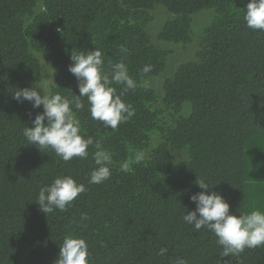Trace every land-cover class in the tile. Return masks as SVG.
<instances>
[{
    "label": "trees",
    "instance_id": "obj_1",
    "mask_svg": "<svg viewBox=\"0 0 264 264\" xmlns=\"http://www.w3.org/2000/svg\"><path fill=\"white\" fill-rule=\"evenodd\" d=\"M247 0H0V264H54L65 235L82 237L90 264H219L221 248L207 229L182 215L204 179L230 212L264 211V31L243 19ZM212 15L193 40V15ZM170 14L157 34V12ZM166 16V14H165ZM163 42L165 48L152 42ZM194 44L159 90L148 85L173 50ZM127 48L126 53L119 46ZM101 50L105 71L123 60L136 81L122 100L135 114L117 129L92 119L88 101L73 111L81 134L109 151L111 176L90 184L87 159L65 162L52 149L28 144L23 128L43 107L13 93L34 84L73 99L71 51ZM146 64L152 71L141 70ZM117 94L123 85H113ZM70 91V92H69ZM47 123V121H45ZM137 153L143 155L134 163ZM124 162L130 170H121ZM61 175L86 187L66 211L45 214L39 189ZM82 215L87 219L82 220ZM166 248L161 256L158 252ZM230 264H264V246L246 248Z\"/></svg>",
    "mask_w": 264,
    "mask_h": 264
},
{
    "label": "clouds",
    "instance_id": "obj_2",
    "mask_svg": "<svg viewBox=\"0 0 264 264\" xmlns=\"http://www.w3.org/2000/svg\"><path fill=\"white\" fill-rule=\"evenodd\" d=\"M243 9L246 26L254 31H264V0H247ZM119 51L126 53L127 48L120 45ZM70 60L72 63L68 71L76 77L79 89V95L74 94L73 99L51 93L35 84L13 93V99L18 103L27 101L33 109L43 107L34 119L29 113L32 127L26 125L22 134L28 144L35 145L40 151L50 148L65 162L73 158L87 159V149L94 145L96 167L91 171L89 183L102 184L111 176L109 165L112 156L99 140L81 134V124L73 108L83 110L85 105L81 98L86 97L92 119L102 122L105 128L115 130L135 114L133 107L125 103L122 96L129 90L134 91L137 83L129 75L128 66L123 60L115 63L109 61V70L105 71L104 56L98 48L71 51ZM141 71L145 74L151 72L152 65L146 64ZM113 85H123V91L117 94ZM143 159V155L137 153L133 162L140 163ZM121 170L129 171L130 163L124 162ZM195 183L203 191L190 196L196 207L183 214L182 219L196 231L203 228L215 235L216 243L221 248L219 264H230L231 259L237 258L246 248L264 246V211L253 209L242 213L238 208L240 214L236 215L230 212V205L221 194L211 191L213 187L206 180L197 179ZM86 190L85 185L78 183L71 175H61L39 189L36 202L40 205V211L48 216L55 210L66 211ZM81 219H87V216L82 215ZM166 252V248H161L158 255L163 256ZM54 264H90L86 240L72 234L65 235ZM175 264H187V261L177 258Z\"/></svg>",
    "mask_w": 264,
    "mask_h": 264
},
{
    "label": "rangeland",
    "instance_id": "obj_3",
    "mask_svg": "<svg viewBox=\"0 0 264 264\" xmlns=\"http://www.w3.org/2000/svg\"><path fill=\"white\" fill-rule=\"evenodd\" d=\"M165 14H163L162 12H157L155 14V19L154 21L151 23V26H149V30L151 32H153L155 30V34H157V31L159 30L160 26L164 23L165 20H167L168 18H170V14H168L166 11H164ZM212 15V11L211 10H201L198 11L197 13H195L193 15V22H192V35H193V40L191 42H196V38L198 37V34H200L201 28L208 22V19L210 18V16ZM165 19V20H161L159 21V19ZM147 32L151 38V35L147 29ZM152 40V38H151ZM153 43L165 48V45H160L163 42H156L153 41ZM167 45V44H166ZM169 48H171L174 52V54L172 55L171 53L168 55L167 58V66L165 71H163L161 74H159L158 76H156L155 78L149 79L146 81V83L154 88H156L157 90H159L160 86L162 85L163 80L167 77L170 76L176 69V66L182 62V61H186L187 59L191 58V55L193 53V47L194 44L192 45H188L186 48H183L181 45H176V44H169L167 45Z\"/></svg>",
    "mask_w": 264,
    "mask_h": 264
}]
</instances>
